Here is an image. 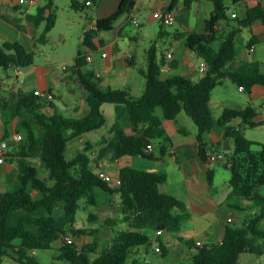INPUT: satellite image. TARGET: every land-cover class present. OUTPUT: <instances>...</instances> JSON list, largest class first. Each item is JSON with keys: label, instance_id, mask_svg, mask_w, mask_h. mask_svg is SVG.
<instances>
[{"label": "trees", "instance_id": "trees-1", "mask_svg": "<svg viewBox=\"0 0 264 264\" xmlns=\"http://www.w3.org/2000/svg\"><path fill=\"white\" fill-rule=\"evenodd\" d=\"M14 1V0H11ZM25 2V0H23ZM98 0H84L82 6L96 4ZM138 0H122L119 8L108 18L97 20L95 26L84 31L77 56L70 69L81 88L89 94L86 103L89 113L82 119L62 118L43 111L42 106H52L54 96L45 99L35 92L19 90L11 100L0 101L3 119L8 125L16 120V133L25 139L14 148V157L20 159L18 170L22 174L20 187L0 193V264L8 257L18 264H42L36 255L49 252L51 259L60 264H142L131 257L140 253V248L149 252L153 245L151 232H178L188 218L186 206L176 197L163 194L159 187L167 181L165 172H151L132 167H123L116 179L119 184L107 182L88 171L91 165L110 158L141 156L150 161L163 158L173 146L165 127V120H175L185 111L198 130L200 154L206 160L203 135L215 126H220L233 144L232 152L225 155L223 167L230 173V200L245 203L248 212L239 226H229L221 243L196 246V254L188 262L179 264H238L241 256L264 255V144L248 140L244 131L260 124L254 120L258 110L254 106L244 109L225 108L217 123L211 119L210 100L212 92L229 81L244 88L250 96L254 85L264 86V72L257 62H235L242 49L250 50L257 39L252 35L255 23H264V4L248 9L243 19L230 16V9L223 0H212L214 10L205 21V32H176L187 50L194 52L206 65L197 81L183 76L162 78V67L168 64L166 55L159 53L157 43L168 34L161 31L157 40L146 51V68L139 69L134 58L126 60L129 68H138L145 79V89L134 96L130 89H99L90 78L88 55L98 53L104 41L98 40L101 31H110L113 23L124 13L132 14ZM198 0H172L164 13L174 12L181 2L189 8ZM87 3H90L89 5ZM73 8L82 11L78 0ZM20 11V6L14 8ZM19 20L27 22L35 30L43 26L37 42L46 45L48 36L57 23L54 4L49 0L35 13H21ZM132 22V20H130ZM246 29L250 39L239 42L241 32ZM173 70H178L177 61H169ZM35 64V54L27 50L20 41H5L0 47V68L27 69ZM105 104L115 107V122L95 145L87 142L89 153L78 152L67 158L68 145L73 140L90 132L99 131L107 125L101 108ZM159 111L162 115L159 114ZM241 121L238 126L233 122ZM131 124L128 132L124 123ZM148 146H152L148 150ZM258 146V150L253 147ZM39 161L42 169L53 175L52 184L31 161ZM209 184L213 183V171H208ZM40 196L33 199L32 193ZM119 199L120 216L114 225L111 238L103 247L98 241L82 246L65 240L86 235L76 227L77 214L86 206L98 208L101 199L109 202ZM83 203L86 206H83ZM246 206V207H247ZM181 212L177 214L176 212ZM91 222L97 215L89 213ZM109 225L111 222L108 223ZM55 244L59 246L54 247ZM190 246V243H187ZM162 257L169 250L162 244Z\"/></svg>", "mask_w": 264, "mask_h": 264}, {"label": "crops", "instance_id": "crops-1", "mask_svg": "<svg viewBox=\"0 0 264 264\" xmlns=\"http://www.w3.org/2000/svg\"><path fill=\"white\" fill-rule=\"evenodd\" d=\"M9 1L11 3H7L8 6L12 9L16 6H20V11H18V16H0V28L7 33L3 34L4 37H7L5 41H20L21 43H23V40L34 41L37 37L38 30H35L27 22L19 19L21 18V13H35L36 9L40 7L38 1L30 0L33 4H28L25 8L19 3V0ZM121 1L122 0H98L96 4H91L89 6H82L83 3L80 2L82 6L81 9L85 12L87 20L86 30L93 28L97 20H102L111 16L119 8ZM171 1L172 0H138L132 14H122L113 23L110 31H101L99 33L97 41H104V46L100 48L99 51L101 52L102 60L105 61V69L93 70L94 74L90 78L92 84L96 85L101 90H106L109 87L113 89H119L118 87L120 86L126 87L125 89H130L134 96H140L144 91V77L141 75L143 79L139 81V93H136L132 82L133 76L128 75L125 71L126 68H129L126 66L127 59L131 57L134 58L137 65L138 53L136 51L126 50L123 47L127 42L138 44L144 41L143 35L138 32L136 34L133 33L130 28H137L130 20L131 17L135 15L140 22L139 16L141 17L142 9L143 11L145 10L144 5H149L152 9L148 18V25H154L156 22H159L160 29L154 32L156 40L161 31L166 30L168 33L164 35L165 38L163 40H159L164 42V48L162 51L168 60V64L164 68L165 74H167L166 76H189V80L191 81H197L200 79L203 74L200 69L202 60L199 59L194 52L187 50L184 47L182 40L177 38L174 33H204L205 21L210 17L214 10V3L212 0H198L197 2H193L190 7L187 8L184 3L181 2L178 8L173 12L175 14V23L173 26L179 25V28L173 32H169L168 26L165 25V23L153 18V13L167 9ZM223 1L230 9V16L238 19H243L246 16L248 9L257 6L259 3L264 4V0ZM23 4H26V0ZM53 4L55 6L54 1ZM143 26L144 23L140 22V27L136 30H141V27ZM252 35L257 39V43L254 45V50L248 51L244 49L247 51L249 57L245 54L242 55L241 52L235 65H240L245 62H257L260 64L261 70L264 72V23H255L252 27ZM249 39L250 36L246 42ZM246 42L242 43L244 44ZM104 54H106V57H103ZM144 55L146 56V51L144 52ZM169 55H171L172 58H168ZM197 60H199L198 66L196 64ZM169 61H177L178 70H173L169 65ZM9 70L14 71L16 80L18 81L19 76L22 74L21 69L11 68ZM31 80V78H27L22 82L23 84H26V89H22L19 84H16L10 90H6L0 79V101L6 102L11 100L13 94H16L19 90L26 92L39 91L41 93L51 92L54 96L53 101H56L59 98L54 94L52 88L40 90L36 87H32ZM69 80L71 79H69L68 76H65L62 81L68 82ZM224 84L221 86H225ZM215 90L212 92L210 100L211 119L214 123L219 121L225 108L244 109L250 105L256 107L258 110V117L254 122L260 124L258 127H264V86L258 84L253 86L251 95L249 96L250 102L248 103L227 97L216 101L213 99ZM239 91L245 93L240 89ZM54 105L55 104H52V106H46L47 108L43 109V111L57 114ZM67 110L71 111L72 116L69 118L75 119H82L89 113V108L85 109V106L81 108L73 103L67 107ZM113 110L115 111V107ZM112 114L113 111L111 115ZM159 114L162 115L160 111ZM80 115L82 116L80 117ZM57 116L62 118L66 117L58 114ZM240 124L241 121H236L233 122L231 126H238ZM124 127L128 132H131V124L129 122H125ZM164 127L173 142V146L169 153L163 158L153 161L141 156L131 157L133 160L132 164L136 165L132 166V168L136 167L135 169L151 172H165L167 174V181L160 185V192L176 197L186 206V212L184 215H187L188 218L183 222L182 227L178 232H163L161 235H157V232L154 231V233H149L153 241L151 250H155L156 243L164 245L166 249L169 250L168 255L162 257L163 264H179L181 262H188L192 259L196 254L197 242H201L205 245L221 243L227 227L241 224L246 216L244 210L247 209L248 206L240 200L229 199L231 192V187L229 185L230 177L222 183H218L216 180L217 165L223 166L222 164L225 161V155L231 153L233 149V144L227 139L225 131L222 128L219 130L213 127L210 132L203 135V143L207 146L205 149L206 152H212L219 157L224 158V161L212 164L208 162L207 157L206 160L202 159L200 154V143L197 138V127L185 111H181L175 120H165ZM14 133H16V120L7 125L0 110V143L5 140H8L9 142L4 162L0 164V193L15 190L20 187V179L22 176L18 170L20 159L14 157L15 153L13 151V148L18 143H14L11 140ZM244 135L248 140L254 143L264 144V142L249 139L245 133ZM72 142L76 146H83L87 142L93 145L97 143L89 140L86 135H83ZM69 151L75 152L76 155L78 152H83L84 148L80 149L68 145V152ZM120 160L121 159H104V171L112 177L110 168L115 167L117 169L116 174H118V171L121 168L126 167L121 166ZM31 162L45 175L46 171L42 169L39 161L33 160ZM209 170L213 171L212 185H210L208 181ZM261 192L264 194V187L261 188ZM39 196L40 194L35 192L32 197L33 199H36ZM176 213L181 214V212L178 211ZM229 219H232L233 221L230 222L228 221ZM188 242L190 243V246H188Z\"/></svg>", "mask_w": 264, "mask_h": 264}, {"label": "rangeland", "instance_id": "rangeland-1", "mask_svg": "<svg viewBox=\"0 0 264 264\" xmlns=\"http://www.w3.org/2000/svg\"><path fill=\"white\" fill-rule=\"evenodd\" d=\"M30 0H26V4H22L25 8L28 6ZM40 6H45L48 4L49 0H37ZM55 2L54 12L57 16V23L53 31L48 36V43L46 45H41L37 42V38L41 31L43 30V26L38 29L37 37L34 41L23 40V44L27 48L28 51L33 52L35 54V64L31 68L21 69L22 74L19 76L18 81L16 80L15 73L12 70L5 71L0 68V79L1 83L6 90H10L16 84H19L22 89H26V84L22 82L27 78H31L32 87H36L40 90H46L47 88H52L53 92L59 98L56 101H53L54 107L56 108L57 114L66 116V118L71 117V111L67 110V107L73 103L75 105L80 106L81 108L85 106V109L88 108L86 103V97L88 96V92L81 88L80 84L75 80L74 77H69V73L64 70V67L70 69L74 63V59L77 56V51L80 47V40L87 28V20L85 17L84 11H78L73 8L72 3L73 0H52ZM9 0H0V16L10 17V16H18L19 12L12 9L8 6ZM81 3L84 0L79 1ZM11 3V2H10ZM145 10L142 9L141 17L139 16L140 22L144 23V26L141 27V30H136L137 28H132L133 33H139L143 35L144 41L138 44L127 42L125 46H123L126 50L136 51L138 53L137 66L139 69L146 68V56L144 52L149 49L151 44L156 40L155 31L160 29L159 22H156L154 25H148V18L151 14V6L144 5ZM158 21V19H156ZM155 20V21H156ZM179 28V25L176 26H168V31L173 32ZM5 33L0 28V47L2 43L6 40L7 37H4ZM250 33L248 30L244 29L240 36L239 42H246L249 38ZM163 41H159L157 43V47L159 53L163 50L164 45ZM245 54L248 56L246 50L242 49V55ZM92 63L89 64L88 69L90 70H104L105 69V61L101 58V52L91 54ZM197 66L199 64V60L196 62ZM239 65V64H236ZM138 68H126V73L128 75L133 76V85L135 88V92L139 93V81H141L142 76L138 72ZM165 74L164 67H162V78H168ZM68 76V82H63V78ZM123 77V76H122ZM189 79V76L184 77ZM144 81V80H143ZM225 86H218L214 93V98L216 101L221 100L224 97L234 99V100H242L245 102H250V98L246 93L240 92L237 86L227 81ZM119 89H125L126 87H118ZM43 98V97H42ZM214 101V100H213ZM84 105V106H83ZM43 109L47 108L46 106H42ZM114 105L105 104L103 105L102 111L104 112L107 125L103 127L99 131H94L86 134L87 138L94 142H99L103 135H106L108 128L115 122V111ZM113 111V114L111 115ZM82 115H80L81 117ZM216 123V122H215ZM216 129L221 130V127L218 125L214 126ZM244 133L251 140H256L259 142H264V127L257 128H247ZM86 142V140H85ZM70 147L84 148V152L89 153L91 151L90 148L85 145L76 146L73 142H71ZM254 150L258 149L257 146L253 147ZM75 152L69 151L67 153V158L74 157ZM133 160L131 157H123L120 160L121 166H136L132 164ZM136 168V167H135ZM138 168V167H137ZM95 164L91 165L88 173L93 175L95 173ZM112 178L115 179L117 177V169L115 167L110 168ZM46 178L49 180L50 184L53 181V175L51 172L45 173ZM230 177V173L221 165H217V173L216 180L218 183H222L227 178ZM35 192L32 193L34 196ZM83 206H86L83 203ZM93 212L97 215V221L91 222L89 219V213ZM246 214L248 212H245ZM120 216V207H119V199L116 197L112 201H108L106 199H101V203L98 208L86 206L85 211H79L77 214V223L76 227L78 229L87 231L86 235H82L79 238H71L74 243L79 246L84 245L85 243H92L94 241H98L100 246L103 247L107 244V241L111 238L113 232L112 230L120 229L124 227H116L113 221L116 222ZM111 222L109 225L108 223ZM237 224L236 226H239ZM154 233V232H153ZM59 245L55 244L54 247L57 248ZM39 262L42 264H60L56 263L49 256V252L40 251L36 255ZM137 259L142 264H163V258L159 253H155L154 250H150L149 252H145V248H140V253L134 254L129 263L133 260ZM2 264H18L11 258L6 257L3 260ZM238 264H264V255L256 256L251 254L242 255Z\"/></svg>", "mask_w": 264, "mask_h": 264}, {"label": "built area", "instance_id": "built-area-1", "mask_svg": "<svg viewBox=\"0 0 264 264\" xmlns=\"http://www.w3.org/2000/svg\"><path fill=\"white\" fill-rule=\"evenodd\" d=\"M19 3L20 4H23L24 1L23 0H19ZM29 4L32 5L33 2L32 1H29ZM88 5L90 3H87ZM153 18L154 19H158L159 21L165 23V25L167 26H173L174 23H175V14L173 12L171 13H164L163 11H156L153 13ZM131 20H132V24L139 28L140 27V22L138 20V18L133 15L131 17ZM251 51L254 50V46H252V48L250 49ZM103 57H106V54L103 55ZM168 58H172L171 55L168 56ZM87 61L89 63H91L93 60H92V56L91 55H88L87 57ZM200 69H201V72H204L205 69H206V65L205 63H201L200 65ZM64 70H66V67H64ZM99 76V75H97ZM241 91H244V88H240ZM35 95L36 96H39V97H43L45 99H51V96L49 95V93H41V92H35ZM263 108H264V102H263ZM25 139L24 135L21 134V133H14L13 136L11 137V140L14 142V143H20L22 142L23 140ZM8 146H9V142L8 140H5V141H2L0 143V164L4 162V157L6 155V150L8 149ZM152 149V146H148V150H151ZM206 156L208 158V162L209 163H212V164H215L219 161H224V158L223 157H219L218 155L212 153V152H207L206 153ZM95 169L97 170V174L99 175V177L107 182H112V183H115V184H119V180L117 179H113L110 175H108L105 171H104V161H99L98 163L95 164ZM228 221H233L232 219H229ZM162 233L161 232H157V235H161ZM65 240L68 242V243H71L72 242V239L70 236H67L65 237ZM196 246L198 247H203L205 246V244L201 243V242H197L196 243ZM161 245L160 243H156V247H155V251L156 252H161Z\"/></svg>", "mask_w": 264, "mask_h": 264}]
</instances>
